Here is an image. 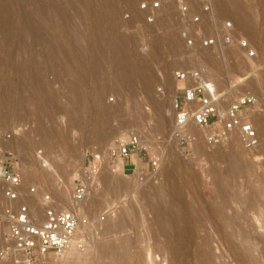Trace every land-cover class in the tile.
Returning a JSON list of instances; mask_svg holds the SVG:
<instances>
[{
  "label": "rangeland",
  "instance_id": "374dc122",
  "mask_svg": "<svg viewBox=\"0 0 264 264\" xmlns=\"http://www.w3.org/2000/svg\"><path fill=\"white\" fill-rule=\"evenodd\" d=\"M149 1L0 0V146L4 140L19 146L10 153L22 201L38 214L43 190L67 207L73 178L99 154L100 177L89 183L84 207L97 215L114 205L90 247L50 254L44 264H264V128L255 122L264 116V0H208L207 10L200 0H161L157 10H140ZM25 21L32 26L24 28ZM224 21L232 24V42L203 46L205 37L221 38ZM240 37L254 56L235 44ZM177 69L201 71L223 106L240 92L254 96L256 106L248 107L253 147L236 133L210 144L208 130L194 124L185 130L192 138L174 135ZM104 110L110 132L103 144L94 139V125ZM135 115L144 117L142 124L127 122ZM125 131L136 133L145 149L138 168L124 173L117 159L107 158V141ZM152 157L160 166L148 173L143 167ZM222 176L232 180L225 181L223 214L238 225L235 235L218 230L212 212ZM116 217L122 226L113 229ZM4 232L0 222V247ZM205 236L212 250L207 262L200 255ZM122 240L130 241L126 253L101 251Z\"/></svg>",
  "mask_w": 264,
  "mask_h": 264
},
{
  "label": "built area",
  "instance_id": "2783aa9c",
  "mask_svg": "<svg viewBox=\"0 0 264 264\" xmlns=\"http://www.w3.org/2000/svg\"><path fill=\"white\" fill-rule=\"evenodd\" d=\"M200 1L207 10L208 0ZM160 3L161 0L143 2L140 10H157ZM151 20L149 17L148 21ZM197 20L198 17H194V21ZM222 26L225 33L221 38L205 37L202 45L232 42L231 22L224 21ZM185 40L187 45L193 43V39L188 37ZM235 44L245 52L246 57L254 56L255 52L245 39L237 38ZM173 75L181 83L177 89L178 95L173 100L175 136L187 137L181 132L184 126L191 123L208 130L207 141L210 144L223 142L236 133L247 148L254 146L256 135L248 119V107L256 106L253 95L234 97L223 106L222 94L201 71L177 69ZM144 149L136 133L125 131L112 138L107 148V158L113 161L133 156V161L128 162L130 168L127 170L123 165L122 168L124 173L134 171L139 166L137 160L141 161L140 155ZM6 153L11 154L0 148V222L5 228L0 260L10 264H44L45 257L50 254L60 255L67 250L90 247L101 234L104 222L114 212L113 203L106 204L97 215H90L84 207L89 183L97 184L100 155L94 154L91 162L73 178L67 207L60 206L50 193L42 190L38 199L40 212L36 214L22 201V178L17 170L16 157L12 154L8 157ZM159 166V158L152 157L149 166L143 167V170L154 173ZM34 191V187L29 188V193Z\"/></svg>",
  "mask_w": 264,
  "mask_h": 264
},
{
  "label": "bare ground",
  "instance_id": "6f19581e",
  "mask_svg": "<svg viewBox=\"0 0 264 264\" xmlns=\"http://www.w3.org/2000/svg\"><path fill=\"white\" fill-rule=\"evenodd\" d=\"M32 25H31V23H29L28 21H25L24 22V28H29V27H31ZM34 38H36L37 39V37H36V35H34ZM217 74V73H216ZM151 84V82H148L147 83V86H146V90H151V88H149L150 86H152V85H150ZM232 88V87H231ZM237 89V88H236ZM228 90V89H227ZM111 92V91H110ZM113 92V91H112ZM115 92V91H114ZM147 92H149V91H147ZM132 93V92H131ZM134 93V92H133ZM152 93V92H151ZM237 93V92H236ZM242 94H244L243 92H240L239 93V95H242ZM148 95H152V94H148ZM229 95V94H228ZM236 95V94H235ZM130 96V95H129ZM125 97V96H124ZM129 98V97H128ZM150 98V97H149ZM153 99V98H152ZM151 99V100H152ZM227 99V98H226ZM121 100V99H120ZM124 100V99H123ZM131 99H129V101H130ZM140 100V99H139ZM163 101H164V99H163V96H161L160 98H158V99H156V100H154V102L156 103H154L155 105H156V109L158 110V108L159 107H161L162 106V103H163ZM119 102V101H118ZM126 102V101H125ZM136 102H138V100L137 101H135L134 103H136ZM140 103H141V101H139ZM152 103H153V100L151 101ZM132 103V102H131ZM152 103H151V105H152ZM128 104V103H127ZM112 105V104H111ZM136 105H137V103L135 104V107H136ZM154 105V106H155ZM113 106V105H112ZM119 106V105H118ZM126 106H129V105H126ZM141 106V105H140ZM113 108V107H112ZM116 108V107H115ZM115 108H113V109H115ZM109 109V108H108ZM107 109V110H108ZM117 109V108H116ZM115 109V110H116ZM129 109V108H128ZM139 109H142L141 107L139 108ZM154 109V108H153ZM125 110V109H124ZM135 110V109H134ZM155 110V109H154ZM117 111V110H116ZM119 111V110H118ZM123 111V110H122ZM126 111V110H125ZM127 111H129V110H127ZM140 111V110H139ZM146 111H148V110H146ZM98 112H100V114L98 113ZM113 112V111H112ZM141 112V111H140ZM144 112V111H143ZM106 113H109L108 111H105L104 110V112L102 111H97V118H98V120H96V122H95V125H94V127H95V129H94V131H95V135H94V139H95V141H97V142H99V143H102L103 142V144L105 143V139H106V137L108 136V133L110 132V129H109V127H107V125H105L106 124V120L108 119H106ZM115 113V112H114ZM137 113V112H136ZM81 114V113H80ZM141 113H139V115H140ZM160 116V115H159ZM158 116V117H159ZM145 119H144V117H141V116H138V115H135V116H132L130 119H128L127 120V122H131V123H135V124H142L143 123V121H144ZM255 122H257V124L259 125V127L261 128V129H263L264 128V116H257L256 118H255ZM126 122V121H125ZM192 125L193 124H191V123H188L186 126H184V128L182 129V132L181 131H179V132H181L182 134H185V136H187V137H189L188 135H186V131L185 130H187V134L188 133H190L191 131H190V127H192ZM112 127V126H111ZM198 127V126H197ZM114 129V128H113ZM178 129H180V128H178ZM117 130V129H116ZM115 130V131H116ZM112 131V130H111ZM114 131V130H113ZM189 138H192V137H189ZM111 140H112V138L111 139H109L108 141H107V147L109 146V144H110V142H111ZM4 151H8V152H12V151H14L15 149H18L19 148V146L16 144V142H14V141H11V140H4V143L0 146ZM262 152H263V150H262ZM95 153V152H94ZM118 161H119V166H120V168L122 167V164H123V160L122 159H117ZM42 161V160H41ZM42 162H44L45 164H46V161L45 160H43ZM48 163V162H47ZM101 170V169H100ZM219 171V170H218ZM220 172V171H219ZM219 172H215L216 174L217 173H219ZM234 172H236V170L234 171ZM233 172V173H234ZM99 173H100V171H99ZM221 173V172H220ZM220 173H219V175L217 174V177L218 176H220ZM31 175V172L30 173H26V176L27 177H29ZM100 174H98V176H99ZM232 176H233V174H232ZM100 177V176H99ZM221 177V176H220ZM98 178V177H97ZM222 178H224L223 176H222ZM227 179V178H226ZM228 180V179H227ZM226 180H225V178H224V180L223 179H221V180H219L218 182H219V184H218V187H219V189L220 190H218V188L216 187V189H217V192L218 191H220V192H218V193H220V196H221V198H220V202H214V204L212 203V205H213V207H212V212L214 213V215L218 218V220L220 221L219 223H220V225H219V227L218 226H216L217 228H220V229H218V230H227L228 231V234L229 235H235L236 234V232H238V231H236L237 230V228L239 229V227H238V225L234 222V220H232V218H227L226 217V215H225V213L223 214V208H224V205H225V201L227 200L226 199V196H228L227 195V187H226V182H225ZM232 181V180H231ZM230 181V182H231ZM217 182V183H218ZM228 182H229V180H228ZM227 182V183H228ZM229 182V184L231 185V183ZM257 187V186H256ZM256 189V188H255ZM154 190V189H153ZM253 190V189H252ZM147 190H145V191H143V193H145ZM156 191H158V190H156ZM218 193H216V195L218 194ZM258 196H259V193H258ZM24 198V197H23ZM25 200H27V201H30V202H34L35 203V199H34V197L32 198H29V196L27 197V199L26 198H24ZM228 202V201H227ZM250 202H252V201H250ZM249 202V203H250ZM226 206V205H225ZM159 208V207H158ZM159 211V210H158ZM159 213H161V212H159ZM225 215V216H224ZM117 218V217H116ZM111 226H113V229L116 227H121L122 225H121V221L119 220V218H117V220H115V218L112 220V225ZM109 227V226H108ZM115 228V229H116ZM183 231V230H182ZM180 232V231H179ZM240 235V234H239ZM182 236V235H181ZM184 236V235H183ZM180 237V236H179ZM184 238H185V236H184ZM228 238V237H227ZM227 238H224V239H227ZM181 240V239H180ZM187 241V240H186ZM186 241H184L185 243H186ZM225 241V240H224ZM230 240H226V244H228V245H230V242H229ZM181 242V241H180ZM202 244H203V249L201 250V253H200V255H201V257L207 262V261H210L211 259V256H210V254H211V249H210V247L208 246V244H209V238L207 237V236H205L204 237V239L202 240ZM223 242V241H222ZM130 243V241L128 242V240H126V241H123L122 240V242H120V243H115V244H108V245H106V246H102L101 247V251H103V252H106V251H109L110 253H111V251H116V253L118 254V253H120V251L122 250V251H124V253H126V249H127V247L129 246L128 244ZM183 244V243H182ZM128 245V246H127ZM178 246V245H177ZM181 246H183V245H181ZM185 246V245H184ZM186 247V246H185ZM185 247H183L182 249L185 251ZM177 248V247H176ZM181 248V247H180ZM111 250V251H110ZM177 250H178V248H177ZM249 250V249H248ZM117 251H119V252H117ZM179 252H180V250H178ZM103 252H101V253H103ZM116 253H114V254H116ZM116 254V255H117ZM121 254V253H120ZM183 254V251L181 252V254H180V256ZM128 255V254H127ZM212 255V254H211ZM86 256V255H85ZM121 256V255H120ZM47 257V256H46ZM45 257V258H46ZM182 257V256H181ZM127 258V257H126ZM180 258V257H179ZM46 260V259H45ZM204 262V261H203ZM210 264H212V263H210Z\"/></svg>",
  "mask_w": 264,
  "mask_h": 264
},
{
  "label": "crops",
  "instance_id": "0c3cea01",
  "mask_svg": "<svg viewBox=\"0 0 264 264\" xmlns=\"http://www.w3.org/2000/svg\"><path fill=\"white\" fill-rule=\"evenodd\" d=\"M132 161H133V156H130L129 159H124V160H123V164H122V165H123V168H125V166H124V165H125V162H127V163L129 162V163H130V162H132Z\"/></svg>",
  "mask_w": 264,
  "mask_h": 264
}]
</instances>
